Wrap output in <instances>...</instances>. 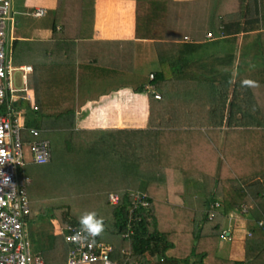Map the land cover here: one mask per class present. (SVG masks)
Segmentation results:
<instances>
[{"label":"trees","instance_id":"1","mask_svg":"<svg viewBox=\"0 0 264 264\" xmlns=\"http://www.w3.org/2000/svg\"><path fill=\"white\" fill-rule=\"evenodd\" d=\"M95 1L56 0V6L41 16L49 21L50 40L17 38L13 43V64L34 67L29 82L36 88L38 109L32 110L28 125L41 130L39 138L49 140L52 150L50 162H32L21 168V172L31 177L30 214L25 226L28 228L29 222L41 213V216L56 218L64 228L55 238L51 259L47 253L43 255L46 262L66 261L70 250L64 238L66 226L80 225L82 215L77 207L57 194L49 198L51 204L37 197L40 187L47 188L43 181H53H49L50 170L59 161V171L55 168L59 174L55 177L59 175L62 180L56 179L54 183L58 181L67 186L84 169L81 171H89L91 182L97 188L103 187L106 181L113 183L110 188L116 187L114 193L119 196V202L109 201L113 191L109 189L98 194L102 205L94 212L104 225L97 239L112 246L110 257L115 264H256L257 260L264 264V251H252L254 255L249 252L258 236L264 235V229L254 228L256 222L259 224L264 219V126L259 127V120L251 118L248 107L233 108L229 118L220 116L215 119L216 126L208 123L209 127L203 130L197 126L201 122L181 116V110L173 117L169 115L177 112L170 102L172 90L166 85L165 71H157L152 80L149 81V75L142 79L137 90H144L145 82L149 81L162 93V98L150 97L147 129L124 132L123 138L127 141L122 145L124 150L120 148L122 138L110 136L117 131L100 135L97 145L91 135L94 132L76 129V109L86 96L78 100L82 90L79 80H86L83 72H88L89 67L98 72L107 69V63L98 57L105 51L104 42L90 40L94 32ZM135 1L136 38L157 41L181 42L186 37L199 40L208 32L232 34L241 29H260L264 19L263 0ZM249 19H252L251 27L247 24ZM123 42L129 45V52L123 57L128 58L125 61L130 63L131 73L135 41ZM90 43L94 56L89 57L84 49ZM121 52L119 47L111 52V59L119 64L117 68L113 64L110 67L115 79L123 76L120 68L125 62ZM105 60L110 62L108 58ZM28 108L31 109V104ZM224 120L228 130L223 136L220 127ZM23 136L32 137L26 131ZM45 164L48 166L36 168ZM174 172H180L179 179L184 181L178 182L177 186H181L175 192L169 184ZM193 172L202 178L201 183L194 182ZM137 190L149 194L150 205L131 211L130 193ZM178 195L183 199H177ZM215 201L220 202V207L214 218L209 219V209ZM242 205H249L252 210L241 214ZM47 206H51L50 212L44 210ZM234 211L251 217L245 223L257 230L252 235L242 228L236 232L243 234L246 246L245 259L239 261L222 257L218 249L221 239L226 237L227 217ZM128 231L129 236H123Z\"/></svg>","mask_w":264,"mask_h":264},{"label":"crops","instance_id":"2","mask_svg":"<svg viewBox=\"0 0 264 264\" xmlns=\"http://www.w3.org/2000/svg\"><path fill=\"white\" fill-rule=\"evenodd\" d=\"M176 1L188 2L190 0ZM12 4L13 9L18 12L17 17L21 15L26 19L29 17L33 18L35 24L32 36L17 35L16 28L15 35L18 39L47 41L52 38L50 26L40 24L41 21H49L45 17L33 16L32 12L41 7L50 11L56 6V0H12ZM247 24L251 27L252 19H249ZM263 24L264 19H262L260 29H248L245 31L241 29L232 34L213 32L211 36L208 34L211 32H208L199 40H193L190 37L181 42L136 38L135 0H96L94 32L91 34L90 40L104 42L105 51L98 57L103 58L107 63V69L104 72H98L89 67L88 72H83L86 80H79V87L82 90L79 93L78 100L81 101L86 96L85 100L81 101L76 109V129L94 132L91 134L95 137L93 143H97L96 139L100 135H105L108 131H117L110 136H116L113 138L121 137L120 148L124 150L122 145L127 142L123 138L124 134L126 135L125 131H138L148 128L150 97L153 94L145 89L138 91L137 87L142 79L147 75L150 77V74H154L157 71H165V76L168 79L166 85L168 83L169 89L172 90L170 102L173 105L172 108H176L177 112H171L169 114L171 117L181 110V116L195 118L201 122L197 126L205 130L209 127V118L214 119L224 116V119H227L231 115V108L238 106L234 109L236 110L239 108L240 101H243L247 105H250L249 103L255 105L253 110L251 106H248V111L251 118L258 119L259 108L256 105L259 107V100L264 103V36H260L264 32ZM129 40L135 41L131 73L129 72L130 63L125 61L128 58L124 59L123 57L127 54V51L129 52V45L123 41ZM91 44L85 45L84 49L89 57L92 55ZM114 47H119L123 51L121 52V58L125 62L124 66L120 68L123 76H118L116 79L113 78L110 71L112 64L115 67L119 66L111 59V52ZM92 56H94V53ZM106 58L110 59V62H107ZM91 60L92 58H90ZM171 60L174 61V64ZM258 71H260V77H262L260 82L257 79L246 78L250 80V83L241 84V74H249L250 78H252L255 76L254 73H258ZM33 74L34 67L32 74L28 77V86L35 90L34 101L37 104L36 88L29 82V78ZM238 77H240L239 80H237ZM170 80H172V83ZM149 81L145 82L144 88ZM132 82L133 84H131ZM189 87L197 88L195 94L199 95V97L196 99L195 106H200L202 101L207 104L215 102L219 106L213 108L209 106L208 110L202 108V111H197L198 108H193V106L188 109V105L184 100H186V90ZM158 92L162 98V93ZM190 92L193 93L191 90ZM19 104L23 107H30V103L27 101L21 100ZM224 125H227L226 120H224ZM225 126H222V128L224 129ZM188 129L190 131V128ZM24 131L26 130L22 132ZM224 131L223 133L225 134ZM24 138L27 139L25 136ZM125 152L130 153L128 151ZM30 163L32 161L28 164ZM119 175L124 177L126 173H120ZM181 176L180 172L171 173L169 184L172 191L175 192L180 189L181 185L177 186L178 182L184 183V181L179 179ZM191 176L194 178L195 183L202 182V178H198L195 172ZM106 184L111 187L114 186L111 181H106ZM109 189L113 190H109L110 193H114L116 187ZM181 198L183 199L182 195L177 196V199ZM171 209H174V207L172 206ZM237 212L234 211L230 214L231 217L230 215L228 216L237 218V220L232 221L227 218L228 222L225 230H227L226 236L230 234V238L225 237L223 241H225L224 239L230 241V244L224 248L225 252L228 253L225 254L226 256L219 255L226 259L239 261L245 259L246 246L243 234L237 235L236 232L242 228L243 232L248 234L249 230L253 233L256 229L264 228L256 222L254 225L256 229H250L252 224L249 226L245 223V220H252V218L236 214ZM40 214L29 222L28 228L26 227L27 236L31 241L34 252L42 255L47 253L51 259L52 254H50V251L56 245V236L62 233V226L56 218L50 215L41 216ZM239 221L241 222L238 223ZM251 246L253 249H251ZM251 246L249 252L253 255L256 253L252 251H264V235H259L254 245ZM254 259L257 260L258 256L254 257ZM254 263L260 264L261 262L258 263L257 260Z\"/></svg>","mask_w":264,"mask_h":264},{"label":"built area","instance_id":"3","mask_svg":"<svg viewBox=\"0 0 264 264\" xmlns=\"http://www.w3.org/2000/svg\"><path fill=\"white\" fill-rule=\"evenodd\" d=\"M45 13L46 9L42 7L32 12L37 17L44 16ZM17 15L12 0H0V264H48L41 253L32 250L25 226L30 214L28 186L31 178L21 172V168L28 164L24 157V146H30L32 162L38 164L50 162L52 150L49 140L39 138L41 130L28 125L30 114L32 110L38 109V105L34 101L35 90L28 86V77L33 72L32 65L16 67L13 64ZM15 69L22 71L24 87L15 86L12 76ZM153 78L154 75L150 74V80ZM145 90L150 91L155 98H161L153 83H147ZM21 100L29 102L31 109L20 105ZM23 130L33 140L25 139ZM130 194L131 211L150 205L147 192L137 190ZM119 199L116 193L109 194L111 203L116 204ZM219 207V201L212 203L209 219L214 218ZM247 210L246 207L243 209L245 212ZM259 225L264 227V219L259 221ZM131 231L133 232L132 228ZM129 234L130 231L123 233V236ZM64 235L65 241L70 245L67 259L63 263L50 264H115L110 257L112 246L97 239V235H89L81 225L68 224ZM248 235H252L250 230ZM226 237L230 238V234Z\"/></svg>","mask_w":264,"mask_h":264},{"label":"rangeland","instance_id":"4","mask_svg":"<svg viewBox=\"0 0 264 264\" xmlns=\"http://www.w3.org/2000/svg\"><path fill=\"white\" fill-rule=\"evenodd\" d=\"M17 19H19L20 22L18 21L19 24H17V26H16V28H17L16 34L20 35V36H25V35H27V36L31 35L32 36V30H33L34 25H35L34 19L30 18V17L26 19L24 16H21V15H19L17 17ZM40 24L50 26L49 22L41 21ZM171 62L174 64V61L171 60ZM241 75H242L241 84L250 83L249 82L250 80H247L246 78L257 79L259 82H260V80H262V77H260V71H258V73H254L255 76L252 78H250V75L246 74V73H243ZM12 76H13V82H14L16 87H23L24 86L23 80H22V71L21 70L15 69L12 73ZM239 78L240 77H238L237 80H239ZM170 82L172 83V80H170ZM196 89L193 87H189V89L186 90L187 97H186V100H184V101L187 103L188 109L191 106H193V108H196V109L198 108L197 111H202V108L204 110H208L209 106L211 108L219 106V105H216L215 102H211V103L207 104L205 101H202V103H200V106L199 105L195 106L196 99L199 97V95L197 96V94H195ZM190 90L193 93H191ZM242 90H243V88H242ZM249 104L250 105H247L246 102L240 101L239 107L247 108L248 106H251L252 110H253L255 105L252 103H249ZM256 106H257V108H259L258 120H259L260 124L258 126L263 127L264 126V103H262L261 100H259V107H258V105H256ZM236 107H238V106H234L231 109H233V108L235 109ZM215 119H217V118H214V119L209 118V123L216 126L217 120H215ZM217 126H219V125H217ZM221 126H225L224 121H223V124ZM221 128L222 127H220V129ZM222 130L223 131L225 130L224 132L226 134V132L228 130V126L226 125L224 129L222 128ZM225 134L222 133L223 136ZM28 140L31 141V140H33V138L30 137ZM220 155H221V157L223 156L222 151H221ZM24 157L28 163L32 161V152H31L30 146L28 144H25V146H24ZM46 165L48 166V164H45V165L36 166V168L37 167L38 168L44 167ZM59 166H60L59 161L57 162L56 165L52 166V168L50 170L51 174L49 175V177H50L49 181L50 180L56 181V179L59 180L62 178L59 175L55 177L56 174H59V173H56L55 168L57 169V167H59ZM57 170L59 171V169H57ZM81 170H84V169H81ZM81 170H80V172L76 173L77 174L76 177L67 186L66 185H60L58 183V181H57V183H54L53 181L46 183L47 181H43L47 188L40 187L36 191L37 197L45 199V200H47L48 204H51L52 202L49 201V198L52 197L53 195L57 194L58 198H60V199L64 198L65 200H68L69 203H71L72 205L77 207L78 212L82 213V215L87 213V212H95V210H97L98 207H100L102 205V203L99 202V200H98V196H99L98 194L108 192L110 185H107L105 183V185L103 187H101L100 189L97 188V185L91 182V176L89 174V171L85 170L88 172L87 173V172L81 171ZM32 173L37 175V173H35V172H32ZM63 178L65 179L66 177L64 176ZM31 186H33L32 183L30 184V187ZM53 204H55V203H53ZM71 204L65 203V206L71 207L72 206ZM245 207L249 210L248 212L243 211V209ZM44 210L47 212H50L51 206L50 207L47 206V208H45ZM251 210H252V208L249 205H242L241 206V211H242L241 214L249 213ZM236 214L240 215V211H238ZM230 217H231V215H230ZM230 217H227V218L232 220V221L237 220V218L235 219V218H230ZM224 240L225 241H223V239H221L220 244H219V248H218L219 254H221L222 256H226L225 254H227L228 252H225L224 248L226 247V245L228 246V244H230V241H228L227 239H224ZM228 249H229V247H228Z\"/></svg>","mask_w":264,"mask_h":264},{"label":"clouds","instance_id":"5","mask_svg":"<svg viewBox=\"0 0 264 264\" xmlns=\"http://www.w3.org/2000/svg\"><path fill=\"white\" fill-rule=\"evenodd\" d=\"M79 223L83 230L91 236L98 235L104 227L102 221L96 217V213L94 212H87L81 215L79 217Z\"/></svg>","mask_w":264,"mask_h":264}]
</instances>
